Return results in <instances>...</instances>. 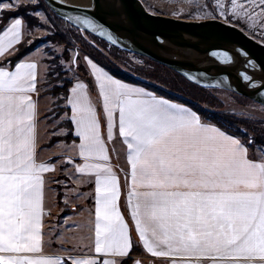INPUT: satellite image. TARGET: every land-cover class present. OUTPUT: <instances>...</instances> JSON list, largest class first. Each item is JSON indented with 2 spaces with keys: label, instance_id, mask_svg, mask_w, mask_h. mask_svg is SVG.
I'll use <instances>...</instances> for the list:
<instances>
[{
  "label": "snow or ice",
  "instance_id": "snow-or-ice-1",
  "mask_svg": "<svg viewBox=\"0 0 264 264\" xmlns=\"http://www.w3.org/2000/svg\"><path fill=\"white\" fill-rule=\"evenodd\" d=\"M22 6L38 8L40 0H0V56L21 42L24 27L20 17L3 25L2 13ZM216 7L224 15L221 0ZM229 14L264 25V0H229ZM211 55L227 59L226 53ZM88 63L109 140L118 112L130 165L127 206L143 249L170 264H264V140L249 137L245 145L194 112ZM36 80V63L21 61L14 70L0 66V264H118L117 258L122 264L132 238L117 203V177L106 163L93 162L108 157L96 108L79 82L67 103L84 161L75 173L95 177L93 254L43 252L42 174L55 169L35 158L36 106L29 94Z\"/></svg>",
  "mask_w": 264,
  "mask_h": 264
},
{
  "label": "crops",
  "instance_id": "crops-1",
  "mask_svg": "<svg viewBox=\"0 0 264 264\" xmlns=\"http://www.w3.org/2000/svg\"><path fill=\"white\" fill-rule=\"evenodd\" d=\"M21 18V17H20ZM11 19V18H10ZM10 19L7 23L10 22ZM23 20V19H22ZM6 23V25H7ZM24 27L22 28V39L27 35V26L23 20ZM18 45V44H17ZM17 45H14L8 53L0 56V66L14 70L16 63L25 61L33 62L37 64V80L36 91L30 93L32 101L36 108L35 116V158L38 163H48L53 167L54 171L45 172L42 174L44 180L43 187V208L46 215L43 216V252L46 255H60L65 257L69 251H72L74 255H92L90 246L92 244L94 219H95V177L93 175H83L75 173V167L83 164L84 161L80 159L78 151L75 145L79 144V138L75 135V126L70 120L71 107L67 103L69 95H71V88L76 83H83L87 86V93L92 105L96 108L97 119L100 124L101 138L104 142L106 154L108 159L106 161H93L98 163H106L115 174L119 184V198L118 207L122 214L124 221L129 226L132 241L137 240L142 250L143 257L146 259H156L161 264H170V261L166 258L153 257L150 253L143 249L139 242L138 236L135 232V227L131 219V215L127 206V192L129 190V173L130 165L127 160V145L124 143L123 138L119 135L118 127V112L113 113V132L112 139H108L107 132V117L104 114L102 101L99 97V91L95 86V77L92 74V69L88 63L91 61L102 71L107 73L113 79L127 84L129 87L138 88L146 93L155 96L158 99L167 100L169 103L177 104L184 107L191 112H194L201 120L202 123L215 126L229 135L241 140L245 145V141L240 136L229 133L223 128L217 126L212 121L201 117L196 111H194L188 105H185L179 101L170 100L166 97L160 96L155 92L146 89L142 85L133 84L122 81L112 76L106 69L95 63L88 56L84 55L79 60V64L83 67L84 71L92 85L83 79L79 74L73 75L72 85L68 90V95L64 100V107L67 109L57 120L49 122L50 116L47 115L53 108L56 99L49 93H46V73L48 72L49 64L46 62V52L43 48H35L31 52L27 53L20 60L16 61L13 66L9 62H4L16 51ZM77 56V54H76ZM62 121H69L72 124V135L76 140L65 142L55 141L53 144L48 145L50 139L54 136H62L68 132V129L58 128L54 129ZM250 157L253 155L252 149H249ZM71 159L72 163L67 161ZM56 175H63L67 181L63 184V207H58L56 201L57 189L56 181L54 177ZM62 185V184H61ZM79 206L77 210L74 208ZM65 211V213H64ZM75 251V252H74ZM140 257H135L132 264H142ZM118 264H120L119 258H117Z\"/></svg>",
  "mask_w": 264,
  "mask_h": 264
},
{
  "label": "rangeland",
  "instance_id": "rangeland-1",
  "mask_svg": "<svg viewBox=\"0 0 264 264\" xmlns=\"http://www.w3.org/2000/svg\"><path fill=\"white\" fill-rule=\"evenodd\" d=\"M144 7L151 13L157 15H164L175 19H182L188 21H203L206 19H218L224 23L233 25L242 30L246 35L255 41L264 45V25L250 22L247 19L235 18L229 14V0H221L225 5L221 15V9L216 7V0H140ZM9 3L10 0H3ZM17 3L28 5V0H17ZM258 11V10H257ZM11 13H23L33 22L31 25L25 21L27 26V44L34 45L35 48H43L46 52V59H57L65 76L59 77V73H54L52 78H57L53 82L46 79L47 91L54 86L61 87L62 80L71 79L73 75L78 73L75 66L80 68L79 60L86 55L84 48L81 45L63 46L50 41L51 37L63 32L71 38V36L78 37L77 39L82 43H87L96 47L103 56L116 63L125 72L144 81L146 84L154 86L165 92L182 97L191 103H194L202 109L209 110L212 113L222 115L234 116L235 118L246 124L244 136H240L247 144L249 137H254L255 140L260 141L264 139V107L246 98L230 88L210 86L205 87L188 80L182 74L172 71L163 65H160L144 56L135 54L133 52L121 49L108 40L94 37V34L83 31L73 24L66 22L57 16L46 6L43 0H40V6H22L12 10H5ZM39 13V15H35ZM21 17L22 16H18ZM62 30V31H61ZM102 39V40H101ZM31 41V43H30ZM117 47V48H116ZM33 49V50H34ZM77 54V56H76ZM76 60L74 66L73 59ZM139 72V74L137 73ZM236 72V70L234 71ZM195 84V85H192ZM62 93L55 99H61ZM61 102L54 105L52 110L47 114L50 116L49 122L57 120L66 109ZM55 108H58L57 111ZM67 129L66 121L59 123L54 129ZM243 128V127H242ZM68 132L65 134L67 135ZM62 135V136H65ZM54 180L57 182L56 186L63 189V184L67 179L63 175H56ZM62 184V185H61ZM63 194V193H62ZM63 198V197H62ZM63 202V200H62ZM64 204V203H63ZM75 252V251H74ZM142 264H161L156 259H146L140 257Z\"/></svg>",
  "mask_w": 264,
  "mask_h": 264
},
{
  "label": "water",
  "instance_id": "water-1",
  "mask_svg": "<svg viewBox=\"0 0 264 264\" xmlns=\"http://www.w3.org/2000/svg\"><path fill=\"white\" fill-rule=\"evenodd\" d=\"M92 7L82 8L43 0L46 6L60 19L107 40L103 34H110L118 44L115 46L144 56L166 68L185 76L210 83L225 77L231 81L230 89L264 107V45L246 35L239 28L218 19L188 21L149 12L140 0H91ZM96 25V31L80 24V18ZM190 49L208 61V53L223 50L230 53H250L260 70L262 86L255 92L250 90L236 74L235 67L218 64L201 66L187 59L168 56L177 50ZM179 56V55H178ZM204 74V76H201ZM198 84V83H197ZM202 85V84H199ZM203 86V85H202Z\"/></svg>",
  "mask_w": 264,
  "mask_h": 264
},
{
  "label": "trees",
  "instance_id": "trees-1",
  "mask_svg": "<svg viewBox=\"0 0 264 264\" xmlns=\"http://www.w3.org/2000/svg\"><path fill=\"white\" fill-rule=\"evenodd\" d=\"M2 16L4 18L3 19V25H6L7 21L10 18L18 17V16H22V19L24 21L28 22L29 25H31L33 23L30 20V18H27V16L24 14V12L23 13H16V14L11 13V12H5V13H2ZM0 30H2V26H0ZM94 37L97 38L95 35H94ZM71 38L72 39H70V37H68L67 34L60 32L59 34L54 35V37H51L50 41H52L53 43H57L58 45H63V46H67V47L72 46V44L73 45H81L84 48L87 56L90 59H92L95 63H97L98 65H100L104 69H106L112 76H114V77H116L122 81H125V82L142 85L146 89H149V90L155 92L156 94H158L160 96L166 97L170 100L179 101L185 105H188L194 111H196L201 117L212 121L217 126L223 128L224 130L228 131L229 133L234 134V135H238V136H242V138H243L244 131H245L244 129L247 128L246 124H244L242 121L235 118L234 116L212 113L209 110L202 109L198 105L191 103L190 101H188L182 97L176 96L174 94L160 90L154 86L146 84L144 81H141L140 79L132 76L130 73L125 72L118 65H116V63L106 59L103 56V54L96 47L91 46L87 43H82L80 41V39L79 40L77 39L78 37H75L73 35L71 36ZM27 39L28 38L25 37L17 45L16 51L14 52V54H12L4 62H9V64L11 66H13L16 61L20 60L27 53L31 52L34 49V45L33 44L28 45ZM46 62L49 64L48 72L46 73V77H47V79H49L50 82H53L54 80L57 79V78H52V75L54 73H59L58 74L59 77L66 75L65 72L62 71L60 65L57 63L56 58L55 59L54 58L53 59H46ZM75 65H76V60H75L74 66ZM74 68H75L76 72L83 79H85L88 82L89 85H92L90 78L87 77L86 72L84 71L82 66H80V68L78 66H75ZM137 73L139 74V72H137ZM71 85H72V80L65 78L62 80L61 87L54 86L50 90L47 91L54 98L58 97V95L60 93H62L61 94L62 98L61 99L57 98L56 101L54 102V105H57L61 102H64V100L66 99V97L68 95V90L71 87ZM192 85H195V84L192 83ZM55 109L57 111L59 110L58 108H55ZM66 111H67V109H66ZM66 125H67V129H68V134L65 136H54V137H52L50 139L48 145L53 144L55 141L69 142V141L76 140V138H74L72 135V124L69 121H66ZM260 139L261 140L258 141V143L261 142L262 140H264L263 138H260ZM56 189H57V195H56L57 205H58V207L61 208L64 206V204L62 202L63 194L61 192L60 187L56 186ZM78 208H79V206L75 207L74 209L77 210ZM64 213H65V211H64ZM133 239H134L132 241L133 246H132V249L130 251V255H129V257H127L126 259L123 260L122 264H132L135 257L142 255V250L140 248V245L138 244L137 240L135 241V237H133Z\"/></svg>",
  "mask_w": 264,
  "mask_h": 264
},
{
  "label": "bare ground",
  "instance_id": "bare-ground-1",
  "mask_svg": "<svg viewBox=\"0 0 264 264\" xmlns=\"http://www.w3.org/2000/svg\"><path fill=\"white\" fill-rule=\"evenodd\" d=\"M60 3L71 5V6H78L82 8H88L90 9L92 7V1L91 0H56ZM80 20V24L96 31V25L92 23L88 19L81 18V16H78ZM82 21H87L89 25L91 26H86ZM102 34L104 37L107 38L109 42L112 44H118V42L108 33ZM214 52H220V53H226L227 54V59H225L224 56H213L211 53ZM179 55V56H178ZM168 56L173 57V58H178V59H187L189 61H193L196 63H199L201 66H209L211 64H218L221 66L225 67H235L236 74L242 80L245 85L252 91L258 90L262 84L263 81L260 79V70L258 68V65L256 64V61L254 57L247 52H235V53H230L227 51L223 50H214L210 53H208V61L202 62L201 55L198 54L197 52L190 50V49H184V50H177L175 53H169ZM201 76H204L202 74ZM190 78L197 82L198 84H202L205 87H210V86H219V87H225V88H230L231 86V81L228 78L225 77H220L215 79L214 81L210 82L209 84L203 81L202 79H198L196 77L190 76ZM261 93L264 95V89L261 91Z\"/></svg>",
  "mask_w": 264,
  "mask_h": 264
}]
</instances>
